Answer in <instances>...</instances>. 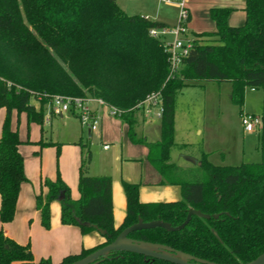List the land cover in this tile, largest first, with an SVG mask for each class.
<instances>
[{
    "label": "trees",
    "instance_id": "trees-1",
    "mask_svg": "<svg viewBox=\"0 0 264 264\" xmlns=\"http://www.w3.org/2000/svg\"><path fill=\"white\" fill-rule=\"evenodd\" d=\"M232 8L211 7L215 30L195 32L188 54L170 74L167 45L149 34L160 22L128 14L116 0H0V107L5 110L0 135V222L14 217L18 193L26 180L21 140L10 124L12 111L24 112L27 123L41 124L50 95L99 97L114 107V116L138 142L134 113L157 92L160 139L145 141L148 160L162 183L177 184L181 198L141 201L138 184L122 181L125 213L113 221L111 177L89 175L90 154L81 158L78 197L69 195L62 179H44V197L35 196L41 223L50 225V203L60 194L59 219L81 233H101L104 241L64 255L68 264L109 242L141 218L177 226L190 207L218 217L192 215L175 231L160 226L131 231L128 236L181 250L215 264H246L264 251V0H245L243 24L227 23ZM199 81L228 82L230 98L242 113L245 88L262 89L261 124L257 131L260 160L234 165L210 162L180 166L170 161L174 145V110L178 90ZM35 98L38 106L31 103ZM80 147L85 144L80 143ZM88 222L89 225H83ZM96 264H175L143 254L112 250ZM192 262H194L192 260ZM0 264H54L34 261L28 245L19 244L0 229Z\"/></svg>",
    "mask_w": 264,
    "mask_h": 264
},
{
    "label": "rangeland",
    "instance_id": "rangeland-1",
    "mask_svg": "<svg viewBox=\"0 0 264 264\" xmlns=\"http://www.w3.org/2000/svg\"><path fill=\"white\" fill-rule=\"evenodd\" d=\"M123 1L130 7L128 14L140 13L137 9H144L143 3L147 4L145 6L148 8H153L158 3V0ZM178 1L164 2L176 5L173 7L176 18L174 25H168L170 28L175 26L179 20ZM183 1L188 9L186 0ZM195 27V22L188 19L186 35L183 34L181 37H194L195 32L207 30ZM173 39L171 34L165 36V41L170 42ZM230 94L231 85L228 82L199 81L185 85L178 90L175 100V144L172 147L174 160L185 163L184 157H181L179 153L195 154L202 150L207 151V158L212 163L219 165H234L260 160V153L257 149V131L247 132L243 129L239 106L232 102ZM262 98V89L245 88L242 111L260 115ZM151 100H147L142 106L147 110L154 107L157 111L158 99L156 102ZM31 103L38 106L35 98L31 99ZM87 105L93 109L97 107L98 125L101 120L103 127L101 137L98 135L99 130L96 129L93 131L92 138L89 139L87 127L81 126L78 117L69 110L62 116L47 117L45 107L41 124L36 121L27 123L24 112L14 110L11 113V127L17 130L21 140L20 151L26 180L22 182L19 189L14 217L8 222H0V229L3 232L7 230L6 233L19 244L28 245L35 262L41 258H50L53 263H58L63 255L60 254L62 242L66 239L64 232L58 228L62 224L59 219V200L55 199L50 203L49 227L46 228L41 223L35 196L38 194L45 196L44 179L59 177L68 186L70 197L75 199L78 197L77 182L81 157L84 158L87 153L91 155V160L87 164L89 175L101 172L109 174L112 180V178L121 176L123 164L128 165L133 162L124 161L126 158L132 159L128 156L127 147L136 153L145 150L144 144H132L129 141L126 135L128 126L122 125L121 121L110 113L108 106L97 105L94 100H89ZM3 115L4 109L0 107V135ZM114 139L118 141L115 142ZM188 141L190 145L184 146L183 143ZM80 143L85 144V147L81 148ZM104 143L108 144L109 149H103ZM117 144L123 147V153L119 154V148L117 155L111 156ZM145 163L147 166V161ZM118 181L123 190L122 181L125 180L121 181L119 178Z\"/></svg>",
    "mask_w": 264,
    "mask_h": 264
},
{
    "label": "crops",
    "instance_id": "crops-1",
    "mask_svg": "<svg viewBox=\"0 0 264 264\" xmlns=\"http://www.w3.org/2000/svg\"><path fill=\"white\" fill-rule=\"evenodd\" d=\"M164 2L165 1L158 0V3H156V6L153 8L152 7L148 8L147 6H145L147 4L143 3L145 8L137 9L140 12L137 14L143 15L149 19L160 22L164 26L173 24L176 18L173 7L174 6L176 7V5L174 4L172 5ZM116 3L126 13L128 12L130 7L123 0L122 1L116 0ZM244 3L245 0H186V4L189 10V20L192 19V22H195L196 24L195 28L207 29L205 31L215 30V23L210 18L209 15V9L211 7L232 8V10L230 11L227 17V23L232 26H238L243 24L245 20V12L243 10ZM94 109L95 112L97 113V107H95ZM154 109L155 108L152 107L151 110L150 109L147 110L144 108V106L141 105L138 108V110L134 113V117H135L134 131L136 134V138L138 139V142H132L129 139V137L128 136L127 137L132 144H144L145 150L143 151L140 150L138 151V153H136V151L127 147V149H129L128 156L132 159L129 160L126 158L124 161L127 160L133 162H131L132 164H128V165L123 164L124 166L123 165L121 166V176L115 179L112 178L111 180L113 221L116 226H118L121 223L125 213V194H124V190H122L121 186L118 183L119 178L121 181L125 180L131 183L138 184V196L141 201H172L181 198L180 186L177 184L162 183L161 182L162 177L160 173L148 160V148L145 144V141H156L160 139V114H159L160 107L158 108L157 111H155ZM4 115H5V110H4ZM175 116H176V110H174V122L176 120ZM121 123L122 125H126L122 121ZM101 128L103 127L101 124V120H99V125L97 128V130H99L98 131L99 137L102 136ZM87 131H88V138L89 139L92 138L94 130H91L87 127ZM114 141L117 142L118 140L114 139ZM183 144L184 146H186L189 144V141L184 142ZM104 145H108V144L104 143L103 149L105 150L109 149L108 147L104 148ZM119 148H120V152L118 150ZM122 148H123L122 146H118L117 144V148L111 152V156L117 155L118 152L119 154H122L123 153ZM19 151H20V145H19ZM202 153H206L208 155L207 151L205 150H202L201 152H197L195 154L191 152H184L181 154L179 153V155H181V157H184L183 159L185 160V163H182L174 160L173 149L171 148L170 161L180 166H194L197 165V161H200ZM145 154L146 157H144ZM146 158L147 160H145ZM191 159L195 160L196 163L192 162ZM90 160H91V155H90ZM145 161H147L149 166L148 165L146 166ZM88 168L89 166H87V169ZM90 175H109V174H104L100 172V173H92V174L90 173ZM58 228L61 231H63L66 236V239L62 242V246H61L60 254H63L61 258L66 254L79 252L80 249L82 248H89L104 241V237L97 230L81 233L80 229L77 226L67 225V224H61ZM6 232L7 230L4 233L8 235Z\"/></svg>",
    "mask_w": 264,
    "mask_h": 264
},
{
    "label": "built area",
    "instance_id": "built-area-1",
    "mask_svg": "<svg viewBox=\"0 0 264 264\" xmlns=\"http://www.w3.org/2000/svg\"><path fill=\"white\" fill-rule=\"evenodd\" d=\"M161 1L170 2L173 0ZM178 5L180 6L179 20L175 26L172 28L168 26H162L158 28L153 27L149 30L150 35L158 37L164 42V44L167 45L166 48L169 53L170 74H174L178 71L183 58L188 54L192 44V37H181L186 32V21L189 19L188 9L185 7L183 0H179ZM167 34L173 35L174 39L170 42L165 41V36ZM156 99H158L159 102L158 93L153 92L141 102V105L147 100L156 102ZM89 100H94L97 105L108 106L112 115L115 116L117 114V110L114 107L105 104V102L99 97H81L54 94L50 95V98L46 103V116L50 117L51 115H62L64 112L69 110L78 117L82 126H86L91 130H96L98 128V117L96 115L95 109L87 105ZM240 120L243 129L247 132L258 131L261 124V118L259 115L243 111L240 114ZM107 147L108 145H104V148Z\"/></svg>",
    "mask_w": 264,
    "mask_h": 264
},
{
    "label": "water",
    "instance_id": "water-1",
    "mask_svg": "<svg viewBox=\"0 0 264 264\" xmlns=\"http://www.w3.org/2000/svg\"><path fill=\"white\" fill-rule=\"evenodd\" d=\"M191 161L195 162V160L192 159ZM197 164H200V161H197ZM62 197L63 194H60L57 197V200H60ZM192 215H197L204 218L218 217V214L210 215L203 213L198 209L190 207L188 209L185 220L177 226H172L170 223L162 221L160 219L144 222L141 218H138L137 222L122 229L118 233V235L108 244L97 248L86 256L68 264H96V258H98L99 256H106L112 250L135 252L152 258L166 260L175 264H215L214 262L195 257L181 250H176L165 244L138 240L128 236V234L133 230L141 228H151L156 226H160L169 231L179 230L184 227V225L189 221ZM82 224L85 226L89 225L88 222H82ZM100 233H104V231L102 230L100 231ZM192 260L194 262H192ZM246 264H264V251Z\"/></svg>",
    "mask_w": 264,
    "mask_h": 264
}]
</instances>
